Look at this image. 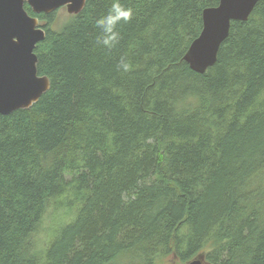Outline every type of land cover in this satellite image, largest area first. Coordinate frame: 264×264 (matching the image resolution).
I'll use <instances>...</instances> for the list:
<instances>
[{
    "label": "trees",
    "instance_id": "16d2710c",
    "mask_svg": "<svg viewBox=\"0 0 264 264\" xmlns=\"http://www.w3.org/2000/svg\"><path fill=\"white\" fill-rule=\"evenodd\" d=\"M112 2L41 26L49 90L0 116V264H264V0L204 74L183 58L218 0H119L108 48ZM48 209L72 217L41 247Z\"/></svg>",
    "mask_w": 264,
    "mask_h": 264
},
{
    "label": "water",
    "instance_id": "95a60500",
    "mask_svg": "<svg viewBox=\"0 0 264 264\" xmlns=\"http://www.w3.org/2000/svg\"><path fill=\"white\" fill-rule=\"evenodd\" d=\"M259 0H218V5L202 12V30L191 42L184 62L190 70L204 74L215 62L219 47L227 39L232 22H246ZM86 0H0V116L26 110L36 104L50 87L37 74L34 49L45 38L37 17L50 16L65 8L77 16ZM187 264H207L202 255Z\"/></svg>",
    "mask_w": 264,
    "mask_h": 264
},
{
    "label": "clouds",
    "instance_id": "9594fccd",
    "mask_svg": "<svg viewBox=\"0 0 264 264\" xmlns=\"http://www.w3.org/2000/svg\"><path fill=\"white\" fill-rule=\"evenodd\" d=\"M131 15V9L124 8L119 0H113L107 15L102 16L95 22L96 26L105 33L102 41L98 40V43H102L106 47L112 48L119 39V34L114 31L116 24L121 20L127 22L131 18ZM129 67L130 65L123 58H121L117 64V68L123 69L124 71H128Z\"/></svg>",
    "mask_w": 264,
    "mask_h": 264
},
{
    "label": "rangeland",
    "instance_id": "374dc122",
    "mask_svg": "<svg viewBox=\"0 0 264 264\" xmlns=\"http://www.w3.org/2000/svg\"><path fill=\"white\" fill-rule=\"evenodd\" d=\"M70 18H71V16L67 14L66 9L63 7V8H60L59 10H57L52 15V20L50 23H47V21H39V25L40 26H46L51 31H58L70 20ZM51 211H52L51 209L47 210V212L44 216L40 231L37 234V237L40 241L41 247H44L46 245V243L48 242L49 232L51 231V229L53 227L55 228V227L61 225L62 224L61 222L69 221L70 218L72 217V215H68L65 219H63L60 222L61 219L59 218V216L58 215L54 216L51 213ZM37 246H39V244Z\"/></svg>",
    "mask_w": 264,
    "mask_h": 264
}]
</instances>
